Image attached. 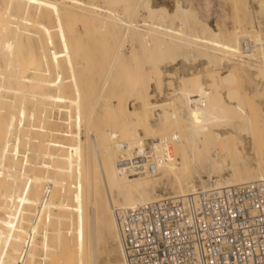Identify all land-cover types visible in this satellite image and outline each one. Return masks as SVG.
<instances>
[{
    "label": "bare ground",
    "instance_id": "bare-ground-1",
    "mask_svg": "<svg viewBox=\"0 0 264 264\" xmlns=\"http://www.w3.org/2000/svg\"><path fill=\"white\" fill-rule=\"evenodd\" d=\"M263 83L264 0H0V264H97L100 230L126 264L114 209L160 200L167 164L166 198L203 169L264 187Z\"/></svg>",
    "mask_w": 264,
    "mask_h": 264
},
{
    "label": "built area",
    "instance_id": "built-area-1",
    "mask_svg": "<svg viewBox=\"0 0 264 264\" xmlns=\"http://www.w3.org/2000/svg\"><path fill=\"white\" fill-rule=\"evenodd\" d=\"M144 161L137 156L128 167L141 173ZM114 217L126 264H264L261 183L198 189L114 209Z\"/></svg>",
    "mask_w": 264,
    "mask_h": 264
},
{
    "label": "rangeland",
    "instance_id": "rangeland-1",
    "mask_svg": "<svg viewBox=\"0 0 264 264\" xmlns=\"http://www.w3.org/2000/svg\"><path fill=\"white\" fill-rule=\"evenodd\" d=\"M231 21V20H230ZM233 21H234V19H233ZM232 21V22H233ZM234 23V22H233ZM233 25V24H232ZM126 45V46H125ZM124 46L125 47H123V49H124V51L126 52V54H129L130 52H131V47L129 46V44L128 43H125L124 44ZM128 50V51H127ZM188 64L189 65H193L194 64V62L192 61V60H189L188 61ZM260 87V88H259ZM264 88V83H263V85L262 84H260L259 86H258V89H263ZM149 103V105H151V104H153L152 102L153 101H148ZM97 105V106H96ZM94 111H95V115H98V114H100L101 112H103V111H105V107H106V104L105 103H103L102 101H100V100H98L95 104H94ZM108 107V106H107ZM157 112V113H156ZM160 116H161V112H160V110L159 109H156L155 110V113L153 114V116H152V118L154 117V119H151L150 118V120H151V123H149V127H148V133L150 134V136H148L147 138L149 139V143H148V145H144V151H145V154L148 156H150L151 157V155H152V153H153V148H154V146H155V148L158 146H156L155 144H157L156 143V141L155 140H153L152 139V132L151 131H155L156 129H157V127H158V125H159V119H160ZM52 117H55V114L53 113L52 114ZM107 117V116H106ZM101 118V116L100 117H98V118H96V121L98 122V124L99 123H103V121L104 120H101L100 119ZM158 120V121H157ZM106 121V120H105ZM154 126H156V127H154ZM130 139L129 138H126L125 140H124V142H123V144L120 146V152L121 153H126L127 151H128V148H129V146L128 145H130L131 144V140L129 141ZM151 142V143H150ZM153 147V148H152ZM149 151H151V153L149 152ZM119 152V153H120ZM120 155V154H119ZM119 157L120 156H117V162H119ZM96 166H97V164H96ZM100 168H99V170H98V168L96 167L95 168V170H94V174L95 175H98L97 177L95 176V178H97L96 180L98 181V183H97V186H98V188L100 189H98L99 190V192H100V195H99V202H100V206H102L103 205V200L104 199H102V198H104V191H103V185H102V183H101V181H100V179H99V174H106V173H108V171H109V156L107 155V154H105L104 155V159H103V161H102V165H98ZM119 167H120V165H118ZM167 166V169H165L164 171H156V172H154L153 173V178H152V180H155L154 181V184H155V187H154V190H155V193H154V197L153 198H155V199H157V198H160V197H162V198H164V197H171V196H174L175 194H174V191H175V187L173 186V184H172V182H170L172 179V172H171V170L169 169V165L167 164L166 165ZM159 168V167H158ZM157 168V169H158ZM129 170H130V168L127 166V171H125V173L123 172V177H125L126 178V180H127V184H128V186L129 187H131V184L130 183H132L133 181L131 180V176H130V173H129ZM132 170V169H131ZM135 171V170H134ZM135 172H137V171H135ZM159 172V173H158ZM205 172V173H204ZM99 173V174H98ZM138 173H139V171H138ZM144 173H146V171L144 172V169L142 168V173L140 174L139 173V175L140 176H147L148 174L146 173V174H144ZM207 173V174H206ZM128 174V175H127ZM155 174H157L158 176H160V177H157V175H155ZM163 176H162V175ZM199 174H200V178H202L201 180L203 181V183L204 184H207L206 186H205V188L207 187V186H210L211 185V183H212V181H211V179L212 180H214V176L213 175H211L210 174V171L209 170H207V169H203V170H200L199 171ZM210 174V175H209ZM156 178V179H155ZM209 178H211V179H209ZM198 178L196 177V179L194 178V181H196L195 183H196V185H199L200 184V182H199V179L197 180ZM130 180H131V182H130ZM158 180V181H157ZM135 185H136V182H133ZM132 183V184H133ZM170 184H172V186L170 185ZM209 184V185H208ZM164 186V187H163ZM119 187H120V184H119ZM129 187H127V188H129ZM170 187H171V189H170ZM121 188H125L124 187V185L123 184H121ZM174 190V191H173ZM171 191H173V192H171ZM98 202V203H99ZM114 206H117V205H114ZM90 214H91V212H90ZM64 228H65V226H64ZM103 236V237H102ZM104 236H105V238H104ZM107 236V237H106ZM99 237H100V242H99V244H98V252H97V264H120V262H121V257H120V255H119V253L117 252V250H116V246H115V248H113V246L115 245V243L111 240V238L109 237V235H107L106 234V232L104 231V230H100V234H99ZM113 242V243H112ZM115 249V250H114ZM100 253V254H99ZM113 254H115V255H113Z\"/></svg>",
    "mask_w": 264,
    "mask_h": 264
}]
</instances>
